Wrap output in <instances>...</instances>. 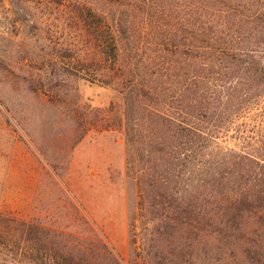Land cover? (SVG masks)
<instances>
[{"label":"rangeland","instance_id":"374dc122","mask_svg":"<svg viewBox=\"0 0 264 264\" xmlns=\"http://www.w3.org/2000/svg\"><path fill=\"white\" fill-rule=\"evenodd\" d=\"M89 1L99 8L109 5ZM180 1V6L174 0L164 2L169 30L165 54L170 59H156L179 74L185 72L190 48ZM235 18L244 19L242 14ZM241 24L231 32L247 57L226 58L216 67L220 73L201 77L203 105L213 119L203 124L212 127L215 119L227 117L219 112L224 107L240 115L246 106L250 126L260 136L264 25ZM151 35L154 28L141 39L139 70L142 58L155 53ZM92 61L103 62L102 54L72 5L0 0V211L38 226L48 244L78 258L95 264H141L130 240L139 198L127 176L124 115L131 89L140 104L149 103L151 69L115 78L95 70ZM170 72L154 75L161 81L156 94L164 96L162 105L173 109L185 80L184 74ZM12 248L0 246L4 251Z\"/></svg>","mask_w":264,"mask_h":264},{"label":"trees","instance_id":"16d2710c","mask_svg":"<svg viewBox=\"0 0 264 264\" xmlns=\"http://www.w3.org/2000/svg\"><path fill=\"white\" fill-rule=\"evenodd\" d=\"M105 1L109 5L99 8L89 0H61L72 5L102 54L103 62H90L95 70L115 78L150 69L152 75L169 73L170 64L156 60L170 59L165 0ZM183 3L189 61L173 109L156 94L157 74L147 80L149 103L140 104L131 87L126 100L127 176L139 198L130 221L131 244L141 264H264V127L260 136L253 132L246 106L240 115L224 107L219 112L227 117L204 126L213 119L202 101L203 77L220 73L216 67L226 58L247 57L231 28L242 22L263 26L264 0ZM239 14L243 21L235 18ZM153 28L155 53L139 56V70L137 51ZM39 232L29 221L0 211V246L13 247L0 249V264H95L48 244Z\"/></svg>","mask_w":264,"mask_h":264}]
</instances>
